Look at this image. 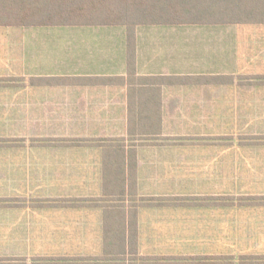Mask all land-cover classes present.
I'll return each instance as SVG.
<instances>
[{"label":"crops","instance_id":"crops-1","mask_svg":"<svg viewBox=\"0 0 264 264\" xmlns=\"http://www.w3.org/2000/svg\"><path fill=\"white\" fill-rule=\"evenodd\" d=\"M0 26V264H264V23Z\"/></svg>","mask_w":264,"mask_h":264},{"label":"trees","instance_id":"trees-1","mask_svg":"<svg viewBox=\"0 0 264 264\" xmlns=\"http://www.w3.org/2000/svg\"><path fill=\"white\" fill-rule=\"evenodd\" d=\"M251 23H264V0H0V26H124L128 75L139 25Z\"/></svg>","mask_w":264,"mask_h":264}]
</instances>
